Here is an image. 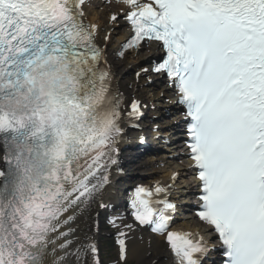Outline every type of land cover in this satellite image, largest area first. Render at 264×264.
I'll use <instances>...</instances> for the list:
<instances>
[{"label":"snow or ice","instance_id":"6c2138e0","mask_svg":"<svg viewBox=\"0 0 264 264\" xmlns=\"http://www.w3.org/2000/svg\"><path fill=\"white\" fill-rule=\"evenodd\" d=\"M103 3L105 45L124 22L118 55L147 49L137 78L162 77L183 109L200 231L173 230L175 172L131 190V222L104 200L142 105L115 86L88 22L86 9L100 6L0 0V264H101L97 209L115 230L117 264L143 229L163 238L167 264H205L209 243L219 264H264V0ZM85 217L88 227H74Z\"/></svg>","mask_w":264,"mask_h":264},{"label":"bare ground","instance_id":"6f19581e","mask_svg":"<svg viewBox=\"0 0 264 264\" xmlns=\"http://www.w3.org/2000/svg\"><path fill=\"white\" fill-rule=\"evenodd\" d=\"M132 62H126L123 67V70ZM127 74L128 73H125L124 77ZM107 200H110V198H108ZM75 226L86 228L89 225L86 219L82 223L77 222L74 227ZM137 236L138 235H134V239L130 242V252L128 257L134 259L136 261V264H167V254L164 251L162 244L159 240H154L153 243L150 244V247H148L147 238L138 241ZM98 237L99 235H94V238Z\"/></svg>","mask_w":264,"mask_h":264}]
</instances>
